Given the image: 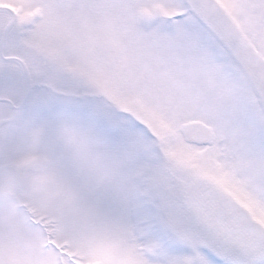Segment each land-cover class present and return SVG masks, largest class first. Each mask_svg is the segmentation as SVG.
Segmentation results:
<instances>
[{"label": "snow or ice", "instance_id": "obj_1", "mask_svg": "<svg viewBox=\"0 0 264 264\" xmlns=\"http://www.w3.org/2000/svg\"><path fill=\"white\" fill-rule=\"evenodd\" d=\"M0 264H264V0H0Z\"/></svg>", "mask_w": 264, "mask_h": 264}]
</instances>
